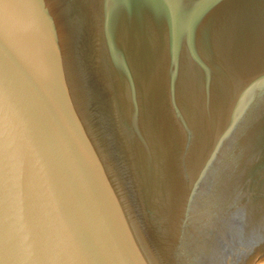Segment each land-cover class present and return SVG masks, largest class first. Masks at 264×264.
Instances as JSON below:
<instances>
[{
	"label": "water",
	"instance_id": "obj_1",
	"mask_svg": "<svg viewBox=\"0 0 264 264\" xmlns=\"http://www.w3.org/2000/svg\"><path fill=\"white\" fill-rule=\"evenodd\" d=\"M0 264H264V0H0Z\"/></svg>",
	"mask_w": 264,
	"mask_h": 264
}]
</instances>
